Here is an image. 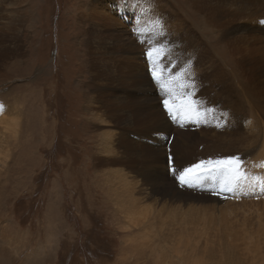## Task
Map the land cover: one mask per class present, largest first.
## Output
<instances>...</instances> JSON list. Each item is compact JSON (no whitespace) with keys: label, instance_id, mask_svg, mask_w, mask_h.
Returning <instances> with one entry per match:
<instances>
[{"label":"rangeland","instance_id":"374dc122","mask_svg":"<svg viewBox=\"0 0 264 264\" xmlns=\"http://www.w3.org/2000/svg\"><path fill=\"white\" fill-rule=\"evenodd\" d=\"M187 1L0 0V264H264V195L170 170L264 173V23ZM162 84H194L183 119Z\"/></svg>","mask_w":264,"mask_h":264},{"label":"snow or ice","instance_id":"6c2138e0","mask_svg":"<svg viewBox=\"0 0 264 264\" xmlns=\"http://www.w3.org/2000/svg\"><path fill=\"white\" fill-rule=\"evenodd\" d=\"M261 23H264V21H261ZM147 55L149 60L153 61L152 50H149ZM162 72L163 70H161V74L158 75L157 72L153 70V79L157 82H161L163 79ZM191 86H194V84H184L174 90L164 87L163 84L161 85V90L164 93L162 104L167 115L173 121H176L178 118L183 119L185 111L189 109L190 102L188 101V97L190 93L184 91V89ZM2 107L3 106L0 105V108ZM192 111L195 112L194 109ZM196 115L198 116V113ZM206 164L208 165L207 167L205 166ZM258 166L264 167V165ZM170 170L181 187L197 186L202 178L205 177L218 178L219 187L213 189L212 194L214 195H220L225 191H247L249 193H255L257 197L264 195V173H249L246 170L244 161L239 156H230L216 160L215 162L212 160L200 161L183 170L176 168H171ZM214 173L216 177H213ZM256 189L260 191L257 192Z\"/></svg>","mask_w":264,"mask_h":264},{"label":"bare ground","instance_id":"6f19581e","mask_svg":"<svg viewBox=\"0 0 264 264\" xmlns=\"http://www.w3.org/2000/svg\"><path fill=\"white\" fill-rule=\"evenodd\" d=\"M211 1H213V4L211 5L210 3H212ZM190 5H191V7H192V9H194V12H198V13H201V14H204L205 13V16H206V14L209 16V17H211V18H213V16H214V18H215V16L216 17H226V18H228L226 21H223V22H220L219 20H214L215 21V24H216V26H215V30H219L220 28H222L224 25H226V24H231V25H229V27L226 29V30H224V35H230L231 33H239V32H248L249 34H251V33H254V31H255V29L256 28H259V27H256L257 25H259V24H257V22H261L260 20H259V18H263L264 17V0H188L187 1ZM110 4H112V3H110ZM111 6H113V5H111ZM123 7V6H122ZM133 8V7H132ZM117 9V7L115 8V10ZM124 9V8H123ZM126 9V8H125ZM123 12V11H122ZM124 12H126V11H124ZM134 12H135V9H134ZM127 14L129 13V11L128 12H126ZM205 18V17H204ZM213 18V19H214ZM201 19V18H200ZM199 19V20H200ZM250 21H254V22H256V24H251V22ZM200 24L202 25V28L203 27H205V25H209L210 24V21H209V19L208 18H206V19H201L200 20ZM205 24V25H204ZM200 25V26H201ZM190 26V25H189ZM187 27H188V25H187ZM209 27V26H208ZM190 28V27H189ZM198 28V27H197ZM199 29V28H198ZM189 30V29H188ZM195 31V30H194ZM214 34V33H213ZM216 34V33H215ZM240 38H241V36H240ZM185 39V38H184ZM202 39V38H201ZM242 39V38H241ZM196 40V39H195ZM177 41V40H176ZM196 42V41H195ZM229 42V41H228ZM191 44H192V42H191ZM196 44V43H195ZM224 44V43H223ZM193 45H194V43H193ZM195 46V45H194ZM226 46V45H225ZM140 54H143V53H145V52H139ZM145 55V54H144ZM231 75L234 77V81L235 82H237V83H239V82H242V81H240V79H239V77L238 76H236L234 73H232L231 72ZM239 79V80H238ZM15 110H16V108H14ZM247 114V113H246ZM215 119V118H214ZM18 120L19 119H17L16 120V124H15V130H13L12 131V133L13 134H15V131H17L18 130V127H19V124H18ZM3 122L5 123L6 121L5 120H3ZM1 123L2 125L4 124V123ZM246 123V122H245ZM228 125V124H227ZM246 125V124H245ZM231 126V125H230ZM230 128H232V127H230ZM233 128H235V126H233ZM244 128V127H243ZM3 129H5V128H3ZM244 130V129H243ZM234 131V130H233ZM254 131V130H253ZM257 132V131H256ZM264 131H262V133H263ZM234 133V132H233ZM249 133V132H248ZM258 133H260L259 131L257 132V134ZM252 134V133H251ZM250 134V135H251ZM261 134V133H260ZM263 135V134H262ZM261 135V136H262ZM248 136V135H247ZM248 138V137H247ZM252 138H253V136H252ZM259 139H261V137L259 138ZM262 139H263V136H262ZM249 140V139H248ZM254 141V139H251V141ZM242 141V140H241ZM244 141V140H243ZM262 141V140H261ZM264 141V140H263ZM246 142V141H245ZM249 142H250V140H249ZM203 143V142H202ZM232 143H234V142H232ZM251 143V142H250ZM264 142H262V144H263ZM213 145V144H212ZM234 145V144H233ZM256 145H257V142H256ZM218 146V145H217ZM227 146V145H226ZM250 146V145H249ZM248 146V147H249ZM247 147V146H246ZM221 148H222V145H221ZM221 148H219V149H221ZM223 148H225V146L223 147ZM229 148V147H228ZM260 148H262V147H260ZM248 149V148H247ZM188 150V149H187ZM254 150V149H253ZM263 150V149H262ZM259 151V150H258ZM260 151H261V149H260ZM264 151V150H263ZM256 152V151H255ZM251 152H250V150H245V152H244V155H247V154H250ZM264 153V152H263ZM258 154V153H257ZM260 154V153H259ZM198 155V154H197ZM256 155V154H255ZM263 155V154H262ZM248 156H250V155H248ZM257 156V155H256ZM264 156V155H263ZM261 157V156H260ZM195 158H196V156H195ZM199 158V157H198ZM262 159V158H261ZM262 161H264V158H263V160ZM182 162V161H181ZM258 164H259V162H258ZM257 165V164H256ZM251 168V167H250ZM246 170H247V168H246ZM253 171V170H252ZM241 195V194H240ZM262 197V196H261ZM256 198V197H255ZM245 199V198H244ZM247 200V199H246ZM254 200H257V198L256 199H254ZM259 200V199H258ZM263 200V199H262ZM251 201H253V200H251ZM247 202V201H246ZM255 202V201H254ZM257 202V201H256ZM248 203H250V202H248ZM260 203H262V202H260ZM257 205V204H256ZM264 205V202H263V204H262V207H264L263 206ZM252 206V205H251ZM258 206L259 205H257V208H258ZM261 206V205H260ZM259 206V207H260ZM253 207V206H252ZM256 208V207H255ZM261 208V207H260ZM259 209V208H258ZM257 210V209H256ZM259 210H261V209H259ZM262 210H264L263 208H262ZM255 213V212H254ZM249 215V214H248ZM252 215V214H251ZM249 219V218H248ZM261 219V218H260ZM263 219V218H262ZM248 227V226H247ZM257 229V228H256ZM253 232V231H252ZM260 238H258V240H259ZM260 240H262V239H260ZM259 242V241H258ZM263 242H264V240H263ZM264 245V244H263ZM261 247H259V249H260ZM262 249V248H261ZM263 251H264V249H263ZM261 254V253H260ZM262 256V255H261ZM260 256V257H261ZM262 258H264V257H262ZM263 260V259H262ZM193 261V260H192ZM264 263V262H263ZM252 264H254V263H252Z\"/></svg>","mask_w":264,"mask_h":264}]
</instances>
